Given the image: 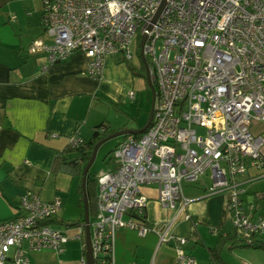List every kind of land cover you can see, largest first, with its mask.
<instances>
[{
  "label": "built area",
  "instance_id": "obj_1",
  "mask_svg": "<svg viewBox=\"0 0 264 264\" xmlns=\"http://www.w3.org/2000/svg\"><path fill=\"white\" fill-rule=\"evenodd\" d=\"M41 1L44 35L28 52L45 56L43 69L82 53L85 74L98 79L107 55L131 62L139 53L142 60L146 36L143 54L156 88L153 119L139 136L126 135L107 170L97 174L98 211L90 219L94 264H117L121 229L153 232L160 243H174L180 264H198L186 252L187 237L172 231L193 201L185 184L202 185L208 196L229 193L234 231L248 244L262 235L264 217L243 201L241 177L252 170L264 174V131H252L264 120V0ZM136 96L129 92L130 99ZM83 143L79 135L69 140L73 149ZM151 186L160 204L178 213L153 227L141 220L148 204L143 189ZM62 207L58 196L43 201L26 190L17 215L0 219V264H33L30 253L45 248L63 252L69 228L53 223ZM76 228L87 264L85 223Z\"/></svg>",
  "mask_w": 264,
  "mask_h": 264
},
{
  "label": "crops",
  "instance_id": "obj_2",
  "mask_svg": "<svg viewBox=\"0 0 264 264\" xmlns=\"http://www.w3.org/2000/svg\"><path fill=\"white\" fill-rule=\"evenodd\" d=\"M43 32L41 0H0V219H13L21 195L32 190L43 201L62 198L63 207L53 222L57 226L77 221L83 212L78 178L60 164L53 169L56 157L74 158L70 138L79 135L89 140L101 124L114 133L126 130L113 111L115 106L120 110L129 105V92H136L142 81L119 55L106 56L98 79L85 74L88 58L82 53L43 69L45 56L28 52ZM130 63L141 72L139 53ZM141 74L148 85L146 74ZM126 112L131 119L134 113ZM252 131L262 133L264 120L253 123ZM241 180H246L243 201L264 217V174L252 170ZM183 190L193 201L178 214L160 204L156 186L144 188L148 196L144 222L153 227L178 214L172 231L187 237L186 252L198 264H215L211 249L221 244V237L234 232L227 207L229 193L208 196L200 184H185ZM256 239L257 244H264V233ZM69 242L63 252L50 248L31 252L32 263L68 264ZM220 254L224 264H264V249L259 246H240L230 240L222 244ZM115 260L117 264H180L174 243H160L153 232L140 235L130 229L116 234Z\"/></svg>",
  "mask_w": 264,
  "mask_h": 264
},
{
  "label": "trees",
  "instance_id": "obj_3",
  "mask_svg": "<svg viewBox=\"0 0 264 264\" xmlns=\"http://www.w3.org/2000/svg\"><path fill=\"white\" fill-rule=\"evenodd\" d=\"M129 69L132 71L134 76L142 75L141 73L138 74L135 67L131 65L130 62H127ZM141 72L146 74V68L144 64L142 63ZM116 107V106H115ZM104 128L105 130L103 132H99V128ZM114 131H111L109 127L105 124H101L98 126L97 130L93 134V136L89 140H84V143L81 145L80 148L77 149H71V151L76 152V155L74 158H68V159H62L61 155H58L55 159L54 167L56 169L57 164H60L62 166V169L66 172H68L70 175L78 178V190L80 193V204L83 212L82 218H80L77 221L72 222H62V224H65L67 228L79 226L84 223V200H83V190H82V178H83V170L85 165L88 163V161L91 158L94 146L101 141L102 139L106 138L107 136L113 134ZM141 133H136L137 136H139ZM113 150L109 152V154L106 156L109 158L112 154ZM107 158L105 160H107ZM72 160H74L72 162ZM98 174V173H97ZM97 174L94 173L92 175H88L87 179V192H88V199H89V211H90V219H94L97 211H98V182H97ZM144 221V218L142 219ZM257 237L253 236L254 241L252 243H246L245 238L239 236L236 231L231 232L227 235L226 238L220 239L221 244L213 249H211V259L215 262V264H224V261L221 257V250H222V244L227 243V241H234L235 243L238 242V245L240 246H259L264 249V244L260 243L257 244Z\"/></svg>",
  "mask_w": 264,
  "mask_h": 264
},
{
  "label": "rangeland",
  "instance_id": "obj_4",
  "mask_svg": "<svg viewBox=\"0 0 264 264\" xmlns=\"http://www.w3.org/2000/svg\"><path fill=\"white\" fill-rule=\"evenodd\" d=\"M138 74H140V69H137ZM137 78L142 81V84L140 87L137 88L136 91V100L134 103V106H130V103L133 102V100L129 101V105L127 106H122L124 109H118L117 107L116 110L113 111V113L117 112L118 119L122 122V125L125 126L127 129H141L144 127L146 124L150 111H151V106H152V93L149 88V86L145 83V79L142 75H138ZM133 112L134 114L131 115V119L129 117H126L124 113ZM125 136L117 137L114 139H111L104 143L98 153H97V158L92 165L89 176L94 174V173H99L102 170H107L108 168V159L106 156L109 154L110 151L114 150L116 147L117 143L115 141H118L122 139ZM107 158V160H105ZM67 219V218H66ZM79 220V219H78ZM93 220V218L91 219ZM57 225L58 227H65L66 225ZM79 234V229L74 227H69L68 229V235L70 237V242L68 245H66L68 249V255H69V261L68 264H82L81 259L85 254V251H82L83 244L85 242V239L83 237L82 240H79L75 238V236Z\"/></svg>",
  "mask_w": 264,
  "mask_h": 264
},
{
  "label": "water",
  "instance_id": "obj_5",
  "mask_svg": "<svg viewBox=\"0 0 264 264\" xmlns=\"http://www.w3.org/2000/svg\"><path fill=\"white\" fill-rule=\"evenodd\" d=\"M146 36H144L141 40V57H142V61L144 63V66L146 68V79L148 82V86L151 90L152 93V106H151V111L148 117V120L146 122V124L144 125V127H142L141 129L138 130H132V129H126V130H121L118 131L114 134H111L109 136H107L106 138L102 139L101 141H99L93 149L92 155L90 160L88 161V163L85 165L84 170H83V178H82V190H83V200H84V223H85V229H86V260H87V264H94V259H93V255H92V250H91V230H90V211H89V199H88V192H87V179H88V175L90 172V169L92 167V165L94 164L96 158H97V153L100 149V147L106 143L107 141L117 138V137H121V136H126L128 134H136V133H142L152 122L153 119V112H154V101L156 98V88L154 86V83L152 82V79L149 76L148 73V64L147 61L144 57L143 54V45L145 42ZM134 217L136 218H140L136 213L133 214Z\"/></svg>",
  "mask_w": 264,
  "mask_h": 264
}]
</instances>
